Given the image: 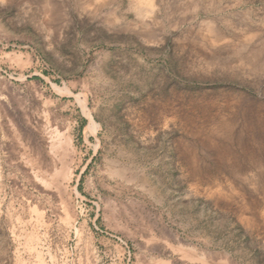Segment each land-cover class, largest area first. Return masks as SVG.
Returning <instances> with one entry per match:
<instances>
[{
	"label": "rangeland",
	"instance_id": "1",
	"mask_svg": "<svg viewBox=\"0 0 264 264\" xmlns=\"http://www.w3.org/2000/svg\"><path fill=\"white\" fill-rule=\"evenodd\" d=\"M0 264H264V0H0Z\"/></svg>",
	"mask_w": 264,
	"mask_h": 264
},
{
	"label": "bare ground",
	"instance_id": "2",
	"mask_svg": "<svg viewBox=\"0 0 264 264\" xmlns=\"http://www.w3.org/2000/svg\"><path fill=\"white\" fill-rule=\"evenodd\" d=\"M147 10V9H146ZM145 11V10H144Z\"/></svg>",
	"mask_w": 264,
	"mask_h": 264
}]
</instances>
